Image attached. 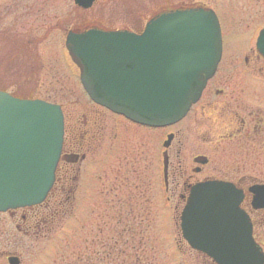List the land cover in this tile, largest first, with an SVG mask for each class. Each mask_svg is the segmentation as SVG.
I'll list each match as a JSON object with an SVG mask.
<instances>
[{
    "label": "rangeland",
    "instance_id": "rangeland-1",
    "mask_svg": "<svg viewBox=\"0 0 264 264\" xmlns=\"http://www.w3.org/2000/svg\"><path fill=\"white\" fill-rule=\"evenodd\" d=\"M199 1L214 9L222 35V61L209 95L212 86L225 87L231 58L255 56V39L264 26V0ZM117 12L114 2L106 0L85 10L73 0H0V90L56 103L79 120L92 103L82 92L78 71L69 60L66 32L109 23ZM261 66L259 82L264 89ZM233 80L238 88L237 77ZM211 114L205 110L204 119L221 120L219 114ZM102 119L109 124L86 161L73 165L64 178L59 171L62 178L46 201L53 213L37 238L31 241L16 232L7 214L0 213L6 240H13L12 234L21 238V264H210L182 240L180 207L167 201L162 190L154 145L161 132H148L150 166L139 167L140 176L135 177L130 173L131 133L136 138L146 136L133 131L121 117L105 113ZM205 125L197 127V134L184 135L186 147L210 154L213 167L223 175L234 165L241 168L247 182H264V155L259 160L258 154L243 146L231 151L225 140L201 145ZM211 125L214 137L225 135L226 124ZM255 219L256 230L263 233L257 242L264 252V212Z\"/></svg>",
    "mask_w": 264,
    "mask_h": 264
},
{
    "label": "water",
    "instance_id": "water-1",
    "mask_svg": "<svg viewBox=\"0 0 264 264\" xmlns=\"http://www.w3.org/2000/svg\"><path fill=\"white\" fill-rule=\"evenodd\" d=\"M96 0H73L89 8ZM65 48L90 100L136 123L159 127L180 120L195 103L221 57L212 9L157 15L141 33L68 30ZM264 57V27L255 40ZM63 142L58 104L0 90V212L42 203L55 181ZM253 209L264 208V184L249 188ZM243 193L221 180L190 188L179 214L182 239L215 264H264Z\"/></svg>",
    "mask_w": 264,
    "mask_h": 264
},
{
    "label": "flooded vegetation",
    "instance_id": "flooded-vegetation-1",
    "mask_svg": "<svg viewBox=\"0 0 264 264\" xmlns=\"http://www.w3.org/2000/svg\"><path fill=\"white\" fill-rule=\"evenodd\" d=\"M106 2H114L115 9L118 11L112 14L113 19L109 23L101 21L87 28H77L73 31L80 32L95 28L103 31H127L138 34L143 31L148 20L157 15L191 8L212 9L199 0H106ZM212 10L214 11V9ZM144 17H146L145 20ZM254 54V57L243 55L242 57L231 58L226 70V72H229L224 79L225 87L212 86L214 88L209 90L208 95L207 91L211 87L212 80L216 76L222 61V47L221 57L215 72L207 80L198 100L189 107L180 120L169 125L152 127L136 123L92 102L89 98L92 108L87 110L86 114L81 115L79 120H73L69 114H65L60 105L63 115V142L60 160L55 171V181L50 193L55 189L58 180L62 176L64 178L69 170L73 168V165L82 164L86 161L88 154L92 153L99 139L104 136L105 125L109 124L102 117L105 113H109L123 118L130 124L133 131L134 129L138 130L146 136L136 138L134 133H131L133 135L130 140V173L134 174L133 176H140L137 175L139 167L143 166L142 169H145L146 166H150V161L147 163L150 151L147 135L150 131H159L161 137L154 144L156 149L155 171L161 177V186L166 194V200H173L175 208L180 207L181 210L193 185L210 180L232 183L235 188L240 189L243 193L240 207L250 218L254 240L257 241V237H263V233L255 228V223L258 222L255 218L257 215H262L264 208H252L250 203L252 194L249 192V188L253 185H262L264 182H247L246 176L240 173L241 168L234 165H230L227 168V173L223 175L221 169L213 167V159L210 154L192 151L193 149L186 147L184 137L185 134H197L198 126L208 124V126L205 125V130L202 133L204 136L201 145L225 140L231 151L246 147L249 151L258 154L257 158L259 160L262 159L264 155V89L261 87L262 83L259 82L261 81L259 74L261 75V65L264 64V57L257 52L255 43ZM68 57L78 71L79 80V68L69 55ZM236 77L239 81L237 82L238 88L236 87V80L235 82L233 80ZM252 85L256 86L251 88ZM81 88L87 96L82 85ZM214 97L221 98L219 100ZM205 110H210L214 115L219 114L218 118L221 117V120L204 119ZM211 124H226L227 131L225 135L214 137ZM135 139L138 140L135 141ZM188 151L191 153L186 158L184 154ZM59 171L62 172V176L58 175ZM46 201L47 199L38 205L9 209L0 213L7 214L11 220L12 228L32 241L38 237L40 230L48 225L49 217L53 213L51 203ZM3 224V220L0 219V264H21L22 257L18 251L21 247V238L12 234L11 236H14V239L7 241V232Z\"/></svg>",
    "mask_w": 264,
    "mask_h": 264
},
{
    "label": "trees",
    "instance_id": "trees-1",
    "mask_svg": "<svg viewBox=\"0 0 264 264\" xmlns=\"http://www.w3.org/2000/svg\"><path fill=\"white\" fill-rule=\"evenodd\" d=\"M52 193V192H51ZM51 193H49L48 194V196H47V198L46 199H48L50 196H51ZM258 241V240H257ZM190 251H192V252H195L196 254H198V255H200L201 257H203L205 260H207L210 264H214L208 257H206L205 255H203V254H201V253H199V252H196V251H193V250H191V249H189ZM137 259V258H136ZM137 260H139V258L137 259Z\"/></svg>",
    "mask_w": 264,
    "mask_h": 264
}]
</instances>
